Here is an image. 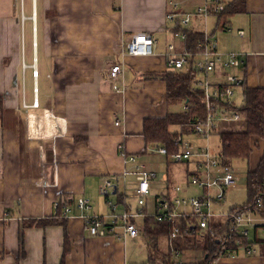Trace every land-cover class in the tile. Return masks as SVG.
I'll return each instance as SVG.
<instances>
[{
  "label": "crops",
  "instance_id": "1",
  "mask_svg": "<svg viewBox=\"0 0 264 264\" xmlns=\"http://www.w3.org/2000/svg\"><path fill=\"white\" fill-rule=\"evenodd\" d=\"M201 4L202 0H0V264H61L65 252L64 264L130 263V244L138 235H92L85 216L98 215L111 224L115 213L140 208L138 200L136 206L128 202L132 191L137 197L138 180L136 163L127 157L142 160L148 151L160 153L157 148L165 144L147 142L144 122L178 112L172 110L167 82L144 74L168 70V50L161 41L175 42L177 27L168 13L193 11ZM213 16L215 23L210 21ZM228 21L225 29L218 28L219 17L212 14L201 29L218 40L221 52L243 54L245 66L229 71L242 75L248 86L264 87V0H245L244 10ZM218 29L224 32L216 35ZM136 32L157 38L152 54L134 56L126 50L127 35ZM177 46L186 48L181 39ZM115 64L123 67L119 89L109 79ZM239 91L243 98V88ZM181 102L185 111L187 103ZM172 133L195 145L208 143L214 153L222 154V148L214 149L216 143L221 145L220 131L219 139L208 141L193 131ZM190 134L194 138L185 136ZM254 140L249 169L257 167L264 151V140ZM184 163L190 174L194 166ZM110 176L116 179L105 195L101 186ZM176 186L174 196L168 192L155 197L172 202L189 198L181 197L185 188L175 190ZM79 197L90 200L88 211L77 206ZM179 205L176 211L191 209L190 204ZM66 206L71 208L67 216ZM143 209L146 216L134 221L142 220L138 227L146 234L155 215L148 200ZM220 216L224 219L214 216L201 231L227 223V217ZM254 216L264 232V213L251 214L252 222ZM32 219L52 221L30 226ZM258 226L254 225L255 237L262 238ZM255 244V253L239 247L213 264H264V247Z\"/></svg>",
  "mask_w": 264,
  "mask_h": 264
},
{
  "label": "built area",
  "instance_id": "2",
  "mask_svg": "<svg viewBox=\"0 0 264 264\" xmlns=\"http://www.w3.org/2000/svg\"><path fill=\"white\" fill-rule=\"evenodd\" d=\"M233 0H202V4L193 11L175 12L170 11L168 18L176 20L177 27L173 30L176 38L185 40L186 33L183 28L200 29L203 33L202 38L194 45L192 49H179L175 42L168 43L166 64L168 69L181 71L192 69L196 72L195 82L203 92V102L205 106V114L198 117L194 122L192 131L194 134L208 141L212 137H220L217 131L218 119L226 117L230 120L240 119L242 115L240 111L235 109L238 106L235 99L237 90L242 89L245 84V78L242 75L231 72V69L240 70L246 64V60L241 53L228 52L224 53L219 50L216 39L201 27L205 25L206 19L212 15H218L225 10ZM177 7V4L173 5ZM239 34L243 35L244 30H239ZM157 42V38L150 32H136L127 35L125 44L126 50L134 56H145L153 53V48ZM123 72V67L120 64H115L110 68L109 79L113 83V88L119 89V82ZM217 78L213 79V75ZM34 105H38L36 101ZM188 108L185 104L184 109ZM219 133V134H218ZM179 147L175 151H170L167 147H158L157 150L171 157L177 162H190L194 166L190 175V183L204 188V195L200 197L180 198L176 197L174 202L167 200L164 196L156 198L158 210L156 217L159 221H170L171 238L169 239L172 251L178 256L180 249L175 248L172 240L179 236L181 226L178 225L177 219L182 217H197V222L191 228L204 230L210 226V222L214 216L209 207L213 197L210 196L208 189L211 186L220 188L215 196L217 200H222L226 189L236 185L237 175L231 164H224L222 154L214 153L211 146L207 144L195 145L192 142L183 138H177ZM130 161L136 163L135 175L138 180L136 195L138 202L141 205L139 209L132 211L126 210L122 215H113V223L108 224L98 215H86V228L92 235H131L133 237L140 233L139 227L134 221L135 218L146 216L143 206L146 204L151 190V181L158 175L155 171H150L146 165L141 163L139 156H128ZM115 176L107 177L101 186V191L105 195L109 194V187L113 185ZM180 186H176L175 190H180ZM256 204L258 207H263L264 203L262 195H260ZM113 205V202H110ZM179 204H190V211H176V206ZM77 206L85 211L91 207L90 200L86 197H79ZM114 206V205H113ZM71 212L70 207H65L63 215L67 216ZM256 213L252 208L247 207L237 211H231L225 215L231 219V225L228 232L219 234L218 239L231 241L233 235L240 234L242 239H234L235 243L246 249L248 253H255L257 250L253 247L255 244H242L243 238L250 240L248 223L252 221L251 214ZM121 219L123 233L118 232V221ZM195 227V228H194ZM214 236L215 233L212 232Z\"/></svg>",
  "mask_w": 264,
  "mask_h": 264
},
{
  "label": "trees",
  "instance_id": "3",
  "mask_svg": "<svg viewBox=\"0 0 264 264\" xmlns=\"http://www.w3.org/2000/svg\"><path fill=\"white\" fill-rule=\"evenodd\" d=\"M245 0H233L225 10L218 14L219 24L218 28L225 29L228 24V17L234 13L244 10ZM186 38L184 40L185 47L192 49L194 45L202 38V31L197 29H185ZM146 78H158L167 82L168 97L171 101L185 100L188 108L183 112L169 113L164 117L147 118L144 122V135L148 143L165 144L170 151L178 149L179 143L177 140V133L170 131L172 124H179L181 131L184 133L192 132L194 122L198 117L205 114V106L203 102V92L194 86L196 72L192 69H185L183 71H175L168 69L163 72H150L144 74ZM2 99L0 97V110L2 109ZM239 110L242 117L246 120L247 128L243 131L226 130L221 132V148L222 161L224 164H231V160L235 157L248 159L253 151L254 138L264 140V87H251L246 84L243 85L242 104L235 106ZM247 187L249 199L248 202L242 206H235L231 211L250 207L256 213L263 214L264 206H257V198L262 195L264 203V151L256 168L248 170ZM52 219H32L28 221V225L47 224ZM154 225L147 224L145 230L149 238L148 248L150 259L154 260L156 254L159 252L158 239L160 236H167L171 238L170 221H159L157 217H151ZM197 222V217H183L178 221L181 226L179 236L172 240L175 248L183 246L196 248L203 251L204 260L199 264H213L219 257L227 254L237 252L240 247L235 243L234 239H242L240 234L233 235L231 241L219 240L218 235L228 232L231 225V219L223 225H212V228L206 232L200 229L191 228ZM258 225H256L257 227ZM263 226V225H262ZM195 228V227H194ZM212 232L215 235H212ZM184 239L182 242L181 240ZM259 243L264 247V237H255L249 240L243 238L242 244ZM264 254V249H263ZM65 254L62 258L61 264L65 263ZM168 261L165 259V263ZM169 263V262H168Z\"/></svg>",
  "mask_w": 264,
  "mask_h": 264
},
{
  "label": "rangeland",
  "instance_id": "4",
  "mask_svg": "<svg viewBox=\"0 0 264 264\" xmlns=\"http://www.w3.org/2000/svg\"><path fill=\"white\" fill-rule=\"evenodd\" d=\"M190 11V10H189ZM210 21L212 23H215L216 18L210 17ZM222 30H216V35H219ZM27 32H29L28 26H27ZM224 32V31H222ZM171 39H168L167 41L163 40L161 41L162 45H166L170 42ZM175 44H179L178 38H174ZM218 42V40H217ZM219 46V43H218ZM235 99L239 105L242 104V97L239 90H237ZM172 110L183 112V102L181 100H174L172 101ZM247 128L246 120L244 118L230 120L226 117H223V119H218L217 121V130L218 132L231 130V131H243ZM170 129L172 132L181 131V126L179 124H172L170 126ZM187 138H194V136L185 135ZM214 144L217 142V139H214ZM212 144V145H214ZM219 145V144H218ZM215 151H221V145L220 147H217V143L214 145ZM248 159H243L239 157H235L231 160V163L234 167V171L237 175V183L236 185L228 188L227 193L225 195V198L223 201H215L212 200V203L209 207H206L207 210H210L212 213L216 215L214 220H221L224 219V217H221L220 215H228L231 212V208L235 205H242L248 201V187H247V176H248V170L250 167ZM141 163L148 165L149 168L155 169V172H157L158 176L152 180L153 184V191L148 196V207L150 209V213L154 216L156 215V193L157 194H166L171 193V195L174 196L173 191L174 186L180 185L185 188V191L183 193H179L181 197H189L192 196L200 197L204 195V188H201L197 185H193L190 183L191 181V175L189 174L187 164L184 162H176L171 157H166L164 154H160L156 151H148L147 155L144 159L141 160ZM192 167V166H191ZM189 184V188L186 186ZM132 189V188H131ZM218 189L216 186H211L209 188V194L210 196L214 197L218 194ZM130 194V197L128 199V202L131 203L133 206L137 205V197L135 196V193L133 191ZM180 205H177V207ZM181 208V207H180ZM191 209L188 208V211ZM115 213V212H114ZM116 214V213H115ZM256 216H254V221L248 223L249 227V236L251 238L255 237V228L254 225L262 224L261 222L256 220ZM138 226L142 225V220H137ZM144 222V220H143ZM152 225H154L153 221H151ZM121 219L118 221V228L121 233H123V228L121 227ZM259 235L262 237L264 236V232H262V226H258ZM123 238H129V236L123 237ZM131 239V238H130ZM135 243L130 244V249L133 251V254L131 256V260L129 264H199L204 260L203 251L196 248H190L185 247L180 250V254L177 256L173 251L170 252V240L167 236H160L158 239V247L159 252L156 254L155 259L151 260L149 259V248H148V237L146 234L141 231L140 234H138V237L136 238ZM132 243V242H130ZM254 248H258V244L253 245ZM243 251V249H241ZM169 254L170 257H169ZM165 258L169 262L165 263ZM170 258V259H169Z\"/></svg>",
  "mask_w": 264,
  "mask_h": 264
}]
</instances>
